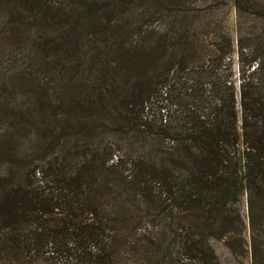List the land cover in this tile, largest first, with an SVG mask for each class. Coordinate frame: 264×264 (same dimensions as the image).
Masks as SVG:
<instances>
[{
    "label": "trees",
    "instance_id": "obj_1",
    "mask_svg": "<svg viewBox=\"0 0 264 264\" xmlns=\"http://www.w3.org/2000/svg\"><path fill=\"white\" fill-rule=\"evenodd\" d=\"M196 1L0 0V264H264V0Z\"/></svg>",
    "mask_w": 264,
    "mask_h": 264
},
{
    "label": "rangeland",
    "instance_id": "obj_2",
    "mask_svg": "<svg viewBox=\"0 0 264 264\" xmlns=\"http://www.w3.org/2000/svg\"><path fill=\"white\" fill-rule=\"evenodd\" d=\"M207 4V2H201V1H196V0H190V5L191 6H203V5H206ZM220 12V11H219ZM224 15V17L225 18H228V19H230V20H233V18H234V16H233V13L232 12H229V10L227 9V8H225V9H222L221 10V13L220 14H218V16H223ZM161 105V103H158V102H155L154 104H151V105H149V108H150V113L152 114H154V115H156L157 116V112L160 110L161 111V113H163V109H159V106ZM164 114V113H163ZM218 251H223V249L221 248V247H219L218 248Z\"/></svg>",
    "mask_w": 264,
    "mask_h": 264
}]
</instances>
